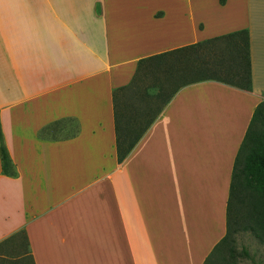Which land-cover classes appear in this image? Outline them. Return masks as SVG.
Masks as SVG:
<instances>
[{"label":"crops","instance_id":"obj_1","mask_svg":"<svg viewBox=\"0 0 264 264\" xmlns=\"http://www.w3.org/2000/svg\"><path fill=\"white\" fill-rule=\"evenodd\" d=\"M240 31L252 91L181 88L119 164L112 92L138 62ZM262 101L264 0H0V126L16 171L0 162V251L21 239L30 264H204Z\"/></svg>","mask_w":264,"mask_h":264},{"label":"trees","instance_id":"obj_2","mask_svg":"<svg viewBox=\"0 0 264 264\" xmlns=\"http://www.w3.org/2000/svg\"><path fill=\"white\" fill-rule=\"evenodd\" d=\"M204 81H215L242 91H252L246 31L203 41L138 62L132 81L112 92L118 163L126 159L181 88ZM151 89L156 91L150 93ZM48 129L41 131L39 137L43 138L48 134ZM0 162L2 176L15 178V167L4 144L1 126ZM239 232H248L256 240L264 242L263 101L253 111L234 160L226 209V235L214 247L204 264H236L232 244L233 236ZM226 250L227 258L222 256V252ZM243 255L249 258L245 250Z\"/></svg>","mask_w":264,"mask_h":264},{"label":"rangeland","instance_id":"obj_3","mask_svg":"<svg viewBox=\"0 0 264 264\" xmlns=\"http://www.w3.org/2000/svg\"><path fill=\"white\" fill-rule=\"evenodd\" d=\"M149 84V83H147ZM156 90L151 89L149 92L154 93ZM233 248L235 253L236 264H264V242L256 240L248 232H239L233 236ZM19 245L21 239L15 242ZM13 249H5L0 251V264H30L27 257L20 259V256L25 255L26 250L18 247ZM243 250L249 254V258L243 255ZM223 257H228L227 250L222 252Z\"/></svg>","mask_w":264,"mask_h":264}]
</instances>
